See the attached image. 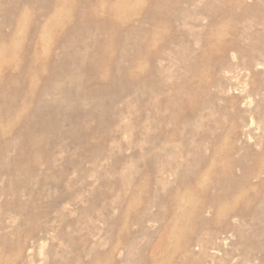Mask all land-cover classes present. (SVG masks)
<instances>
[{
    "label": "rangeland",
    "instance_id": "1",
    "mask_svg": "<svg viewBox=\"0 0 264 264\" xmlns=\"http://www.w3.org/2000/svg\"><path fill=\"white\" fill-rule=\"evenodd\" d=\"M0 35V264H264V0H0Z\"/></svg>",
    "mask_w": 264,
    "mask_h": 264
},
{
    "label": "bare ground",
    "instance_id": "2",
    "mask_svg": "<svg viewBox=\"0 0 264 264\" xmlns=\"http://www.w3.org/2000/svg\"><path fill=\"white\" fill-rule=\"evenodd\" d=\"M28 2H29V0H28ZM33 2V1H32ZM27 3V2H26ZM86 3V2H85ZM49 11V9H46L45 10V12H48ZM11 16V15H10ZM9 16V17H10ZM3 17V16H2ZM16 18V17H15ZM4 19V18H3ZM13 24V23H12ZM6 25V24H5ZM36 26V25H35ZM39 24L37 25V27H36V30H35V32L38 30V28H39ZM40 27H42L41 29H43V30H45L46 28H47V25L46 24H43V25H41ZM8 29V28H7ZM73 29V28H72ZM33 30H34V27H33ZM32 30V31H33ZM4 31V30H3ZM34 32V31H33ZM33 33V35L31 36V38H30V40H29V42L31 43V45H32V47L33 46H35V44L38 42L37 41V38H36V36H35V34L36 33ZM16 33H17V29L14 27V28H12V32H11V34L9 35L10 37L9 38H11V37H14L15 35H16ZM1 34H3V33H1ZM1 36V35H0ZM7 36V35H6ZM5 36V37H6ZM7 39V38H6ZM30 43H28V44H30ZM60 47L61 48H65V46H67V45H69V40L67 39V38H65V39H63L61 42H60ZM63 56H65V54H62ZM61 58H63V57H61ZM56 60V59H55ZM63 60V59H62ZM61 61V60H60ZM28 62H30L31 64H35L31 59H28ZM54 63V62H53ZM53 68H54V66H53ZM25 74V73H24ZM23 74V75H24ZM26 76H28V78H31V74L29 73V72H26ZM51 78V77H50ZM26 80V79H25ZM34 81V80H33ZM45 86V85H44ZM43 88V87H42ZM42 90V89H41ZM40 90V91H41ZM4 91V90H3ZM3 95V94H2ZM41 114V113H40ZM37 116V115H36ZM223 184L221 183V182H217L216 184H215V186H214V189L216 190V191H218L219 193H217L216 195L214 194V193H212V194H209L208 196H207V198L206 199H204V200H202L201 202H199L198 204H197V212H198V214L200 213H202V212H204V211H207L209 208H211V207H215L216 205H217V201L218 200H221V199H224V198H226L227 196H230L232 193H233V191H234V189H233V187H231V188H229V189H227V190H223ZM202 188V187H201ZM204 190H206V192L205 193H208V187H205V188H203ZM234 216H238V219L240 218V219H245L246 217H247V212L245 211V210H242V211H240V212H238V214L237 215H234ZM233 218H235V217H233ZM217 233H219V234H221V235H227V234H234V235H237V234H239L240 233V230H239V225L238 226H236V225H234V224H230L229 222H225V223H221V222H219L218 221V223H217V226H216V234ZM215 234V233H214ZM216 234H215V238L218 236H216ZM210 236V235H209ZM212 236V235H211ZM246 237V236H245ZM247 238V237H246ZM245 238V239H246ZM213 240V239H212ZM225 240V239H224ZM207 242H209L210 240H208V238H207V240H206ZM216 242V241H215ZM214 242V243H215ZM205 244V243H204ZM203 244V245H204ZM218 244V243H217ZM202 247V246H201ZM253 247L255 248V249H259L260 247H259V245H258V243H253ZM212 250V249H211ZM217 250V249H216ZM206 263V262H205Z\"/></svg>",
    "mask_w": 264,
    "mask_h": 264
}]
</instances>
